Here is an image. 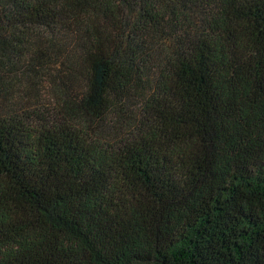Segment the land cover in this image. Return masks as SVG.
<instances>
[{
  "label": "trees",
  "instance_id": "obj_1",
  "mask_svg": "<svg viewBox=\"0 0 264 264\" xmlns=\"http://www.w3.org/2000/svg\"><path fill=\"white\" fill-rule=\"evenodd\" d=\"M0 264H264V0H0Z\"/></svg>",
  "mask_w": 264,
  "mask_h": 264
}]
</instances>
